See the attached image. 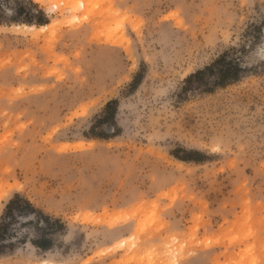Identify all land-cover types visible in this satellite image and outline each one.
Instances as JSON below:
<instances>
[{
	"label": "rangeland",
	"instance_id": "rangeland-1",
	"mask_svg": "<svg viewBox=\"0 0 264 264\" xmlns=\"http://www.w3.org/2000/svg\"><path fill=\"white\" fill-rule=\"evenodd\" d=\"M20 1L0 0V264H264V0H30L40 26ZM234 48L238 81L187 82Z\"/></svg>",
	"mask_w": 264,
	"mask_h": 264
},
{
	"label": "trees",
	"instance_id": "trees-1",
	"mask_svg": "<svg viewBox=\"0 0 264 264\" xmlns=\"http://www.w3.org/2000/svg\"><path fill=\"white\" fill-rule=\"evenodd\" d=\"M18 4H21L20 0H13ZM32 5L33 3L28 0ZM34 8H36L37 13L32 14L31 12L25 11V9H19L15 11V15L11 17V20L14 22H19L23 21L24 23L27 24H35V25H44L48 23V19L46 18L45 14L43 11L39 10L37 5H33ZM3 13H0V23L2 22V17ZM259 31L262 30L261 26L257 27ZM234 52H237V50L234 48L232 49V53L230 56V53H224L222 54L212 65L206 67L205 70L203 71H198L197 73L191 75L188 77L187 82H190L191 80H201V77L205 73H211L214 76L217 77V80L215 81V84L217 86H224L227 85L228 83H233L238 81L241 76L240 72L242 68L240 67L241 65V57L234 56ZM137 81L134 83L133 87H135L141 76L139 75L137 77ZM117 107H118V101L114 100L109 102L105 109H104V116L99 122H109L114 120L117 112ZM202 154L200 152H190L189 155L184 158L185 161H201V156ZM195 156V157H194ZM14 208L20 209L21 211H27L28 213H36L35 208L32 206V204L22 198L20 195H16L13 199H11L7 205V213H11ZM63 227V225H62ZM51 242L44 238L42 240H38L34 242V245L40 249L47 250L50 248Z\"/></svg>",
	"mask_w": 264,
	"mask_h": 264
},
{
	"label": "bare ground",
	"instance_id": "bare-ground-1",
	"mask_svg": "<svg viewBox=\"0 0 264 264\" xmlns=\"http://www.w3.org/2000/svg\"><path fill=\"white\" fill-rule=\"evenodd\" d=\"M36 1H39V0H36ZM52 24L51 25H46V26H43L41 28H38V30H43V29H48V28H51ZM71 26V25H70ZM25 28H28V29H32V30H37V28L35 26H24ZM20 28V27H19ZM161 251L159 250H155V251H151V252H148L145 257H144V260L147 262H150L152 261L153 259H155L156 257L160 256L161 255Z\"/></svg>",
	"mask_w": 264,
	"mask_h": 264
}]
</instances>
